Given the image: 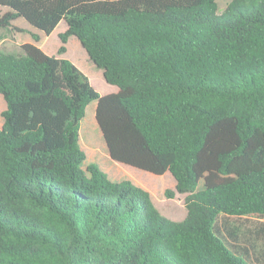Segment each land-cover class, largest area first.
Segmentation results:
<instances>
[{
	"label": "trees",
	"instance_id": "1",
	"mask_svg": "<svg viewBox=\"0 0 264 264\" xmlns=\"http://www.w3.org/2000/svg\"><path fill=\"white\" fill-rule=\"evenodd\" d=\"M18 18L63 21L57 55L74 36L117 92L34 44L0 51V264H264L246 219L264 217V0H0V29ZM92 101L110 160L168 172L182 221L85 165Z\"/></svg>",
	"mask_w": 264,
	"mask_h": 264
},
{
	"label": "rangeland",
	"instance_id": "2",
	"mask_svg": "<svg viewBox=\"0 0 264 264\" xmlns=\"http://www.w3.org/2000/svg\"><path fill=\"white\" fill-rule=\"evenodd\" d=\"M218 12L222 13L230 0H216ZM7 9H2V12ZM66 30V25L61 21L54 31L45 36L43 33L31 28L21 18L12 22L10 29H0V51L5 53L20 54L21 45L31 43L50 56H58L71 61L85 76H87L91 86L99 95H108L117 92L115 86L109 85L104 81L102 70L95 67L90 61L84 49L78 40L71 36L66 43V52L57 55L60 45L58 34ZM32 34L39 36V41L35 42L31 37ZM96 102L92 101L85 110V116L80 122L79 127V145L86 155L85 165L94 164L105 170L111 176L110 180L117 182L129 180L134 185L148 191L154 207L158 212L171 221H182L186 216L184 207L185 195L178 194L175 191V181L172 176L166 172L164 175L157 176L139 169L111 161L108 157L105 143L94 119ZM5 110V103L0 95V126L2 125L1 112ZM109 174V175H110ZM202 181L199 183L201 188ZM173 191L174 198L167 199L165 191ZM249 221H258L264 223V217L249 216Z\"/></svg>",
	"mask_w": 264,
	"mask_h": 264
},
{
	"label": "crops",
	"instance_id": "3",
	"mask_svg": "<svg viewBox=\"0 0 264 264\" xmlns=\"http://www.w3.org/2000/svg\"><path fill=\"white\" fill-rule=\"evenodd\" d=\"M2 126V125H1ZM1 126H0V128H1ZM110 159V158H109ZM99 167V166H98ZM100 168V167H99ZM104 173H106V175L108 176V178L110 179V177L109 176H111V174H110V171H109V173L108 172H106L105 170H103L102 168H100ZM110 174V175H109Z\"/></svg>",
	"mask_w": 264,
	"mask_h": 264
},
{
	"label": "water",
	"instance_id": "4",
	"mask_svg": "<svg viewBox=\"0 0 264 264\" xmlns=\"http://www.w3.org/2000/svg\"><path fill=\"white\" fill-rule=\"evenodd\" d=\"M82 47V46H81ZM83 48V47H82ZM87 56H88V54H87Z\"/></svg>",
	"mask_w": 264,
	"mask_h": 264
}]
</instances>
